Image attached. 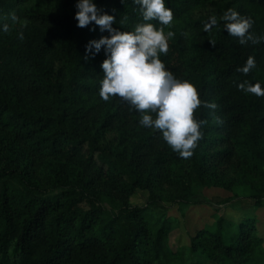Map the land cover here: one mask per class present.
<instances>
[{"label":"trees","instance_id":"trees-1","mask_svg":"<svg viewBox=\"0 0 264 264\" xmlns=\"http://www.w3.org/2000/svg\"><path fill=\"white\" fill-rule=\"evenodd\" d=\"M95 3L121 31L143 22L132 0ZM75 4L0 0L9 25L0 31V264H181L170 244L176 223L156 215L157 204H187L214 186L230 193L223 205L264 206V96L238 88L264 86V41L241 45L219 19L233 8L264 36V0H166L164 31L175 35L160 58L218 106L195 110L206 123L187 158L139 126L127 102L100 98L105 52L86 56L85 46L109 33L78 27ZM250 55L257 67L238 71ZM138 190L143 205L130 201ZM262 238L253 217L219 216L189 238L190 264H264Z\"/></svg>","mask_w":264,"mask_h":264},{"label":"clouds","instance_id":"clouds-1","mask_svg":"<svg viewBox=\"0 0 264 264\" xmlns=\"http://www.w3.org/2000/svg\"><path fill=\"white\" fill-rule=\"evenodd\" d=\"M132 2L139 6L143 22L131 30L121 31L113 27L115 17L103 12L95 0H76L77 26L86 27L94 22L101 31L107 30L109 33L108 36L90 40L85 46L86 56L94 57L102 46L105 52L98 94L104 101L119 97L127 102L132 110L140 114L139 126L158 130L173 151L184 158L190 157L203 137L202 125L206 123L195 117V110L201 105L210 109L218 106L202 100L195 85L189 80L177 78L160 58L161 53L168 52V41L175 35L171 30L164 31V27L173 21L172 10L165 6L166 0ZM125 19L120 20L121 25ZM219 19L223 21V29L238 38L241 45L249 41L254 44L264 41V36H255L250 31L254 23L250 16L229 8ZM153 20L158 23L153 24ZM217 23V17L211 16L204 24V30H210ZM8 30V24H0V31ZM18 38H24L22 31L18 33ZM256 67V59L250 55L237 70L247 74ZM238 88L246 93L264 96V86L260 81H244Z\"/></svg>","mask_w":264,"mask_h":264},{"label":"rangeland","instance_id":"rangeland-1","mask_svg":"<svg viewBox=\"0 0 264 264\" xmlns=\"http://www.w3.org/2000/svg\"><path fill=\"white\" fill-rule=\"evenodd\" d=\"M228 196L230 193L220 187H199L187 204L165 201L152 208L156 215L174 219L176 225L170 235V244L177 250L181 264H190L189 238L222 215L235 218L246 214L253 217L264 246V206H255L252 200L244 198L223 205ZM146 199L147 192L138 190L130 201L134 205H143Z\"/></svg>","mask_w":264,"mask_h":264}]
</instances>
